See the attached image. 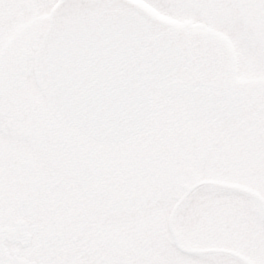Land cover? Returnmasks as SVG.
I'll list each match as a JSON object with an SVG mask.
<instances>
[{
    "label": "snow or ice",
    "instance_id": "1",
    "mask_svg": "<svg viewBox=\"0 0 264 264\" xmlns=\"http://www.w3.org/2000/svg\"><path fill=\"white\" fill-rule=\"evenodd\" d=\"M0 264H264V0H0Z\"/></svg>",
    "mask_w": 264,
    "mask_h": 264
}]
</instances>
